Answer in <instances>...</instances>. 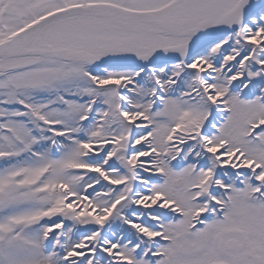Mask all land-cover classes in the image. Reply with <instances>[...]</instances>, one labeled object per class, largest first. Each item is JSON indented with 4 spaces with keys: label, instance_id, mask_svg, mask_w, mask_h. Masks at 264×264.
I'll use <instances>...</instances> for the list:
<instances>
[{
    "label": "snow or ice",
    "instance_id": "6c2138e0",
    "mask_svg": "<svg viewBox=\"0 0 264 264\" xmlns=\"http://www.w3.org/2000/svg\"><path fill=\"white\" fill-rule=\"evenodd\" d=\"M0 264H264V0H0Z\"/></svg>",
    "mask_w": 264,
    "mask_h": 264
}]
</instances>
